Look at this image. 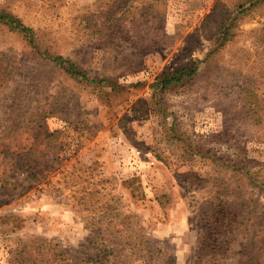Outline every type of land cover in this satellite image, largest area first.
<instances>
[{
    "label": "rangeland",
    "instance_id": "374dc122",
    "mask_svg": "<svg viewBox=\"0 0 264 264\" xmlns=\"http://www.w3.org/2000/svg\"><path fill=\"white\" fill-rule=\"evenodd\" d=\"M0 15L35 33L0 22V264H264V182L233 168L264 179V0H0Z\"/></svg>",
    "mask_w": 264,
    "mask_h": 264
},
{
    "label": "trees",
    "instance_id": "16d2710c",
    "mask_svg": "<svg viewBox=\"0 0 264 264\" xmlns=\"http://www.w3.org/2000/svg\"><path fill=\"white\" fill-rule=\"evenodd\" d=\"M244 9V7L240 8V12H242ZM247 9V8H246ZM239 12V13H240ZM236 18H232L229 17L227 19V21L225 22V24L223 25V28L221 30V44H225L226 42H228L231 38H232V34H233V29L235 24H236ZM0 22L8 25L12 28H16L18 30H20L24 36L27 38V40L31 43L34 44L35 41V33L34 31L26 26H23L21 23H17L19 21H15L13 19H10L9 17H7L6 15H0ZM51 60L61 69H63L66 73H68L69 75L72 76H77V77H81L83 79L86 80H90L89 77L86 75L85 71L81 70L80 68H78L77 66H73L70 65L68 63V61H66L62 56L58 55V56H53L51 57ZM199 71V67L197 66V64H194L193 66H181L178 69H176L175 71L168 73V74H163L157 81L158 86L160 87V89H166L168 87H170L172 84L174 83H180L183 80H185L186 78L191 79L193 78ZM94 83H100V84H109L111 81L108 78H101L99 82H96V80L92 81ZM16 100L12 103L10 109L11 110H16L14 108V104H15ZM14 116H17L16 114H13ZM39 113L37 114H33L32 118L30 120H28V125H37L39 126V128L42 127L43 125V121L40 119L39 117ZM47 117V116H44ZM33 155L36 156L37 155V149L34 148L33 146H23V147H18V149L15 152V155H17V157H22V155ZM231 168L233 166L229 165ZM28 170H29V177L36 179L39 178L41 176H43V167H42V162L37 159L35 162H32L31 164L27 165ZM234 169L236 168L237 170H239V172L241 171H245V173L247 174V176H249V178L251 179V181L255 182V183H260L264 182V179H262L261 177L258 176V171H253L251 170L249 167L247 166H237L235 165V167H233ZM264 184V183H262ZM224 220V219H223ZM222 226H227L228 227V223L225 220L223 222ZM226 227V228H227Z\"/></svg>",
    "mask_w": 264,
    "mask_h": 264
}]
</instances>
